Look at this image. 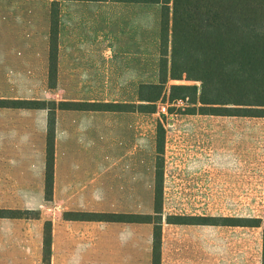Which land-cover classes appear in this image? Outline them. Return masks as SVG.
Masks as SVG:
<instances>
[{
	"label": "rangeland",
	"instance_id": "374dc122",
	"mask_svg": "<svg viewBox=\"0 0 264 264\" xmlns=\"http://www.w3.org/2000/svg\"><path fill=\"white\" fill-rule=\"evenodd\" d=\"M55 12L52 77V1L0 0V99L140 104V85L127 81L139 71L112 69L113 60L123 67L120 58L143 59L144 80H160L162 4L60 0ZM182 99L186 105L161 101L133 124L122 112L58 110L52 200L45 178L48 110L0 107V209L23 216L0 217V264H46L47 221L49 264H152L153 224L66 215L155 214L160 124L166 129L162 264H262L264 118L191 114V96ZM170 215L253 217L262 225L169 224Z\"/></svg>",
	"mask_w": 264,
	"mask_h": 264
},
{
	"label": "trees",
	"instance_id": "16d2710c",
	"mask_svg": "<svg viewBox=\"0 0 264 264\" xmlns=\"http://www.w3.org/2000/svg\"><path fill=\"white\" fill-rule=\"evenodd\" d=\"M50 75L57 72L58 21L51 0ZM162 4V57L160 80L140 86V104L74 101L0 99V107L44 108L48 110L45 178L52 200L54 188L56 126L58 110H110L155 112L161 101L191 96V114H214L264 118V0H117ZM186 80L201 84H184ZM170 81H173L170 83ZM176 81V82H175ZM50 83L51 88L57 86ZM158 162L154 212L98 213L68 212L69 220L149 223L154 226L153 262L162 264L164 154L166 129L158 127ZM0 217L22 218L14 209H0ZM169 224L262 225L260 218L170 215ZM44 262L52 256V223L47 221L43 237ZM262 264H264V231Z\"/></svg>",
	"mask_w": 264,
	"mask_h": 264
},
{
	"label": "crops",
	"instance_id": "0c3cea01",
	"mask_svg": "<svg viewBox=\"0 0 264 264\" xmlns=\"http://www.w3.org/2000/svg\"><path fill=\"white\" fill-rule=\"evenodd\" d=\"M114 59V58H113ZM123 62H125L124 66L123 67H116V64H119L120 61H116V59H114L113 61L115 63H113V66H112V69H126V70H131V69H134V71L137 69L139 72H138V75H131L129 76L128 78V82L131 83V84H136V85H142V84H146V83H158L159 81L157 82H147L145 81L144 79L146 78V66H145V63L146 61L141 59V60H136V58H133L132 56H127L126 59L123 60V58H120ZM137 64H136V63ZM141 70L143 71L141 73ZM84 111V110H82ZM86 111V110H85ZM87 111H95V110H87ZM97 112H122V113H127V114H130V118H131V121H130V124H133V119H136L135 115H140V113L142 111H110V110H102V111H97ZM143 113V112H142ZM153 113V112H151ZM141 121H142V118H139V124H141ZM114 223V222H113ZM118 223H126V222H118ZM134 222H130V223H126V224H133ZM136 224V223H135ZM146 224V223H145Z\"/></svg>",
	"mask_w": 264,
	"mask_h": 264
},
{
	"label": "built area",
	"instance_id": "2783aa9c",
	"mask_svg": "<svg viewBox=\"0 0 264 264\" xmlns=\"http://www.w3.org/2000/svg\"><path fill=\"white\" fill-rule=\"evenodd\" d=\"M187 104V100L186 99H177L173 102V105L175 106H183ZM168 106L167 105H163L162 106V110L163 112H167Z\"/></svg>",
	"mask_w": 264,
	"mask_h": 264
}]
</instances>
